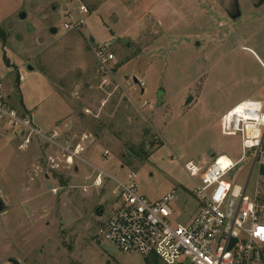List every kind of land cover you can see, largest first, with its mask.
Here are the masks:
<instances>
[{
  "label": "rangeland",
  "instance_id": "374dc122",
  "mask_svg": "<svg viewBox=\"0 0 264 264\" xmlns=\"http://www.w3.org/2000/svg\"><path fill=\"white\" fill-rule=\"evenodd\" d=\"M79 1L89 12L85 28L66 32L73 0H0V80L9 104L32 114L45 133L69 121L76 138L96 133L83 155L89 164L121 181L136 173L138 192L150 202L174 191V214L187 217L195 182L184 165L219 155L238 160L239 137L220 134V115L241 101L264 103V0H236L237 19L228 16L235 0ZM97 46L114 56L109 71L94 56ZM44 154L36 143L20 152L0 127V198L7 206L0 264H144L143 256L123 254L99 236L118 207L116 185L83 194L88 168L50 173ZM252 162L250 152L228 181L244 185ZM256 188L264 198L255 168L248 194Z\"/></svg>",
  "mask_w": 264,
  "mask_h": 264
},
{
  "label": "built area",
  "instance_id": "2783aa9c",
  "mask_svg": "<svg viewBox=\"0 0 264 264\" xmlns=\"http://www.w3.org/2000/svg\"><path fill=\"white\" fill-rule=\"evenodd\" d=\"M73 2L75 14L68 13L63 24L66 32L85 28L83 15L89 13L79 0ZM92 51L99 66L109 71L114 56L108 48L97 46ZM138 86L143 87V82ZM8 100L5 81L0 80V127L16 137L20 152H27L36 143L45 152L43 163L50 173L66 171L78 175L79 166H86L89 172L79 186L83 194L98 190L109 181L116 185L113 194L118 207L98 232L102 240L112 243L119 252L144 258L154 255L161 264H264V198L257 188L252 196L248 194L255 168L258 176L264 178L260 173L264 167V103L241 101L219 118L222 136L239 137L238 160L219 155L208 163L190 161L184 165L195 182L191 198L196 208L181 218L172 208L178 201L174 191L150 202L138 192L136 173L129 172L121 181L89 164L83 155L94 135H70L71 121L64 129L58 127L45 133L36 126L32 114L18 111ZM250 152L253 162L245 184L229 182L228 175ZM102 157L110 159L109 152L103 150Z\"/></svg>",
  "mask_w": 264,
  "mask_h": 264
},
{
  "label": "water",
  "instance_id": "95a60500",
  "mask_svg": "<svg viewBox=\"0 0 264 264\" xmlns=\"http://www.w3.org/2000/svg\"><path fill=\"white\" fill-rule=\"evenodd\" d=\"M262 2H263V0H260L258 2V4L260 5ZM53 10L56 11L57 8L54 7ZM240 16H241V14H240V12L238 10L237 13L234 16H232L231 19H237ZM19 18L22 19V20H24L26 18L25 13H21L19 15ZM50 33L53 34V35H55L57 33V30L53 27V28L50 29ZM91 41L93 42V38H91ZM133 81H134L135 84H137V85L139 84V82H138V80L136 78H134ZM158 102L159 103L161 102V99H160L159 96H158ZM191 102H192V98L191 97L187 98V100L185 101L184 106L189 105ZM213 157H214V154H212V158ZM6 208H7V206H6L5 202L0 198V214L3 213L6 210ZM234 242L235 241H233L232 243H234ZM11 262H12V264H18L15 260H11Z\"/></svg>",
  "mask_w": 264,
  "mask_h": 264
},
{
  "label": "trees",
  "instance_id": "16d2710c",
  "mask_svg": "<svg viewBox=\"0 0 264 264\" xmlns=\"http://www.w3.org/2000/svg\"><path fill=\"white\" fill-rule=\"evenodd\" d=\"M1 35H2V29L0 28V38H1ZM94 135L97 136L96 133ZM135 155L140 156V157L144 155L145 157H147L146 155L148 154H146L143 151H138L135 153ZM260 173L261 175H264V167L261 168ZM144 264H160V262L156 256L152 255V256L144 258Z\"/></svg>",
  "mask_w": 264,
  "mask_h": 264
},
{
  "label": "flooded vegetation",
  "instance_id": "af4514ba",
  "mask_svg": "<svg viewBox=\"0 0 264 264\" xmlns=\"http://www.w3.org/2000/svg\"><path fill=\"white\" fill-rule=\"evenodd\" d=\"M261 5V4H260ZM239 9H238V5H237V2H236V0H235V2H234V4H233V6H232V11H230L229 13H228V16H229V18H232V16H234L236 13H237V11H238ZM239 18V17H238ZM51 28H53V27H51ZM50 28V29H51Z\"/></svg>",
  "mask_w": 264,
  "mask_h": 264
},
{
  "label": "crops",
  "instance_id": "0c3cea01",
  "mask_svg": "<svg viewBox=\"0 0 264 264\" xmlns=\"http://www.w3.org/2000/svg\"><path fill=\"white\" fill-rule=\"evenodd\" d=\"M260 102H262V103H263V101H260ZM221 115H222V114H221ZM221 115H220V116H221ZM88 149H89V148H88ZM87 151H88V150H87ZM87 151H86V152H87ZM79 173H80V172H79ZM95 191H96V190H95ZM193 202H194V205H193V210L195 211V208H196V203H195V201H193ZM186 203H187V202H186ZM187 204H188V203H187ZM194 211H193V212H194ZM107 218H108V217H107ZM103 223H104V222H103Z\"/></svg>",
  "mask_w": 264,
  "mask_h": 264
},
{
  "label": "snow or ice",
  "instance_id": "6c2138e0",
  "mask_svg": "<svg viewBox=\"0 0 264 264\" xmlns=\"http://www.w3.org/2000/svg\"><path fill=\"white\" fill-rule=\"evenodd\" d=\"M261 231H264V229H262Z\"/></svg>",
  "mask_w": 264,
  "mask_h": 264
},
{
  "label": "bare ground",
  "instance_id": "6f19581e",
  "mask_svg": "<svg viewBox=\"0 0 264 264\" xmlns=\"http://www.w3.org/2000/svg\"><path fill=\"white\" fill-rule=\"evenodd\" d=\"M223 156V155H222ZM225 159V158H224Z\"/></svg>",
  "mask_w": 264,
  "mask_h": 264
}]
</instances>
